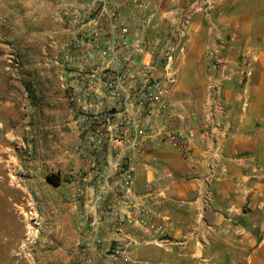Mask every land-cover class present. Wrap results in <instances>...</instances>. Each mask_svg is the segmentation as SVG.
Wrapping results in <instances>:
<instances>
[{
	"label": "built area",
	"instance_id": "1",
	"mask_svg": "<svg viewBox=\"0 0 264 264\" xmlns=\"http://www.w3.org/2000/svg\"><path fill=\"white\" fill-rule=\"evenodd\" d=\"M160 1H54L62 79L77 113L76 157L79 165L88 164L76 172L102 177L83 179L88 186L75 222L77 264H98V255L121 259L126 240L108 235L126 237L127 226L139 235V244L167 236L168 225L151 203L136 197L134 176L144 157L162 144L184 160L191 151L196 131L182 126L174 95L195 9H179L173 24L161 27ZM222 50L219 43L205 55L215 74L207 83L200 133L210 140L223 112ZM242 66L239 75L245 77ZM104 158L110 160L100 169Z\"/></svg>",
	"mask_w": 264,
	"mask_h": 264
},
{
	"label": "crops",
	"instance_id": "2",
	"mask_svg": "<svg viewBox=\"0 0 264 264\" xmlns=\"http://www.w3.org/2000/svg\"><path fill=\"white\" fill-rule=\"evenodd\" d=\"M187 6L195 11L174 100L188 118L196 101L203 105L215 74L203 52L220 43V126L215 140L197 130L188 159L168 144L145 156L134 192L168 225L166 239L139 244L127 226L126 237L108 235L126 240L121 259L98 255V264H264V0H161L158 24L172 25Z\"/></svg>",
	"mask_w": 264,
	"mask_h": 264
},
{
	"label": "rangeland",
	"instance_id": "3",
	"mask_svg": "<svg viewBox=\"0 0 264 264\" xmlns=\"http://www.w3.org/2000/svg\"><path fill=\"white\" fill-rule=\"evenodd\" d=\"M54 1L0 0V264H77L71 239L77 211L87 181L102 178L76 172L88 164L76 157L77 113L62 79ZM198 103L189 118L177 104L182 126L196 132L203 118Z\"/></svg>",
	"mask_w": 264,
	"mask_h": 264
},
{
	"label": "trees",
	"instance_id": "4",
	"mask_svg": "<svg viewBox=\"0 0 264 264\" xmlns=\"http://www.w3.org/2000/svg\"><path fill=\"white\" fill-rule=\"evenodd\" d=\"M46 181H47V183H49L50 185H52V186H54V187H57V186H59V183H58V181H57V179H54L53 177H46Z\"/></svg>",
	"mask_w": 264,
	"mask_h": 264
}]
</instances>
